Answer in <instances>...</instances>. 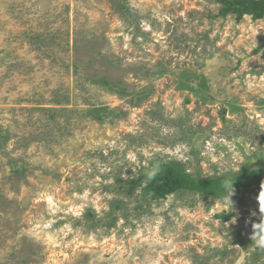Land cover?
Listing matches in <instances>:
<instances>
[{
    "label": "rangeland",
    "instance_id": "1",
    "mask_svg": "<svg viewBox=\"0 0 264 264\" xmlns=\"http://www.w3.org/2000/svg\"><path fill=\"white\" fill-rule=\"evenodd\" d=\"M225 1L0 0V264H264V187L129 184L264 164V15Z\"/></svg>",
    "mask_w": 264,
    "mask_h": 264
},
{
    "label": "trees",
    "instance_id": "2",
    "mask_svg": "<svg viewBox=\"0 0 264 264\" xmlns=\"http://www.w3.org/2000/svg\"><path fill=\"white\" fill-rule=\"evenodd\" d=\"M222 15L236 14L243 17L253 14L256 18L264 15V0H229L224 2ZM132 190L145 184L144 191L154 200L166 199L169 196L190 193L201 195L213 201L223 200L232 190L252 193L264 187V164L247 167L237 173L215 177L195 176L188 172L184 165L175 161L162 163L139 181L129 182ZM260 254H256L258 259Z\"/></svg>",
    "mask_w": 264,
    "mask_h": 264
},
{
    "label": "clouds",
    "instance_id": "3",
    "mask_svg": "<svg viewBox=\"0 0 264 264\" xmlns=\"http://www.w3.org/2000/svg\"><path fill=\"white\" fill-rule=\"evenodd\" d=\"M233 193V190L225 197L226 202L231 203V195ZM47 203L51 206V210L54 212L56 210V206L53 202V197L51 194H48L47 197ZM259 204H260V213L261 218L259 223L253 224V231L254 234L252 235L251 239L255 243V245L259 248H264V191H262L258 197ZM159 223V221H157ZM50 224L43 225L44 228L50 227ZM158 264V262H157Z\"/></svg>",
    "mask_w": 264,
    "mask_h": 264
}]
</instances>
